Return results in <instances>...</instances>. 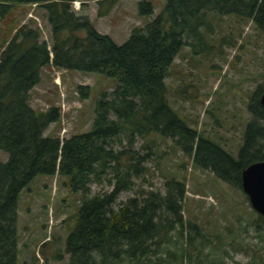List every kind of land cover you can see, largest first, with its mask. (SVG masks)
Segmentation results:
<instances>
[{"label": "trees", "instance_id": "obj_1", "mask_svg": "<svg viewBox=\"0 0 264 264\" xmlns=\"http://www.w3.org/2000/svg\"><path fill=\"white\" fill-rule=\"evenodd\" d=\"M92 1L98 5L99 18L116 3L0 0V20L15 6H34L50 33L48 44L38 27L24 24L0 53V152L7 155L0 161V264H17L18 198L38 175L66 178L69 190L82 195L65 241L67 264H227L228 251L212 246L196 225L183 219V182L171 179L163 193L149 191L118 208L114 205L145 171L147 155L134 149L138 139H171L196 168L209 170L232 188L241 189L242 171L264 159V109L259 103L264 86L249 99L251 117L233 157L173 112L165 84L181 48L206 47L205 40L213 39V29L225 17L251 23L264 36V0H164L160 14L134 28L120 46L73 8L75 2L83 8ZM138 14L151 16L152 5L140 1ZM49 65L116 81L114 90L96 101L89 131L67 139L45 135L59 121L60 111L33 109L30 94ZM78 92L82 99L89 96L88 87L79 86ZM122 139L127 148L116 149ZM104 179L112 190L91 195V185ZM251 225L259 246L252 248L247 264H264V217L253 212Z\"/></svg>", "mask_w": 264, "mask_h": 264}, {"label": "rangeland", "instance_id": "obj_2", "mask_svg": "<svg viewBox=\"0 0 264 264\" xmlns=\"http://www.w3.org/2000/svg\"><path fill=\"white\" fill-rule=\"evenodd\" d=\"M140 1L152 5L151 16L138 14ZM163 5L164 0H116L110 13L101 18L97 17L95 1L83 8L75 2L73 8L88 15L97 32L120 46L134 28L145 26L160 14ZM42 15L34 6H15L0 20V53L24 24L38 27L42 39L50 44L49 27ZM213 31V39L205 40L206 47L181 48L165 80L167 99L181 120L236 157L251 117L247 104L255 90L264 86V36L251 23L243 24L232 17L222 19ZM40 77L31 91L30 105L39 111L59 109V121L50 125L45 135L60 139L89 131L96 101L101 94H110L117 84L102 74L65 71L51 65L41 70ZM79 86L89 88L87 99L80 97ZM126 146L122 139L115 148ZM134 149L147 155L145 171L133 180L131 190L118 195L116 208L149 191L163 193L171 179L181 181L185 184L183 219L196 225L212 246L228 251L227 264L252 261V248L256 249L259 242L251 225L254 211L242 189L219 181L209 170L196 168L171 139H138ZM6 160L7 155L0 152V161ZM112 188L104 179L91 185V195L108 193ZM81 198V193H72L67 179L59 176L38 175L21 191L17 203V264L68 263L65 241L75 225Z\"/></svg>", "mask_w": 264, "mask_h": 264}, {"label": "water", "instance_id": "obj_3", "mask_svg": "<svg viewBox=\"0 0 264 264\" xmlns=\"http://www.w3.org/2000/svg\"><path fill=\"white\" fill-rule=\"evenodd\" d=\"M259 103L264 109V91L259 97ZM241 189L252 210L264 217V159L249 165L242 171Z\"/></svg>", "mask_w": 264, "mask_h": 264}, {"label": "crops", "instance_id": "obj_4", "mask_svg": "<svg viewBox=\"0 0 264 264\" xmlns=\"http://www.w3.org/2000/svg\"><path fill=\"white\" fill-rule=\"evenodd\" d=\"M88 16V15H87Z\"/></svg>", "mask_w": 264, "mask_h": 264}]
</instances>
